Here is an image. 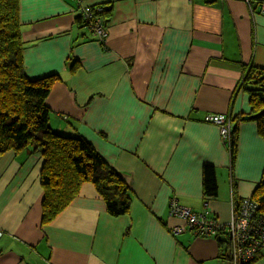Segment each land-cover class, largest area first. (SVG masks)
Wrapping results in <instances>:
<instances>
[{
  "label": "crops",
  "instance_id": "0c3cea01",
  "mask_svg": "<svg viewBox=\"0 0 264 264\" xmlns=\"http://www.w3.org/2000/svg\"><path fill=\"white\" fill-rule=\"evenodd\" d=\"M82 3L111 6L105 45L78 21ZM20 22L27 76L59 77L46 98L52 129L91 142L133 202L112 216L87 182L42 224L44 157L9 150L0 155V264H233L219 253L227 233L173 234L184 220L169 208L174 198L228 223L233 197H252L264 178L255 120L238 123L233 164L219 126L205 121L251 111L241 84L248 68L264 67L256 0H20ZM206 165L215 196L203 191ZM252 264H264V249Z\"/></svg>",
  "mask_w": 264,
  "mask_h": 264
},
{
  "label": "trees",
  "instance_id": "16d2710c",
  "mask_svg": "<svg viewBox=\"0 0 264 264\" xmlns=\"http://www.w3.org/2000/svg\"><path fill=\"white\" fill-rule=\"evenodd\" d=\"M103 6L104 9L97 13L103 17V23L108 28L112 8ZM78 21L86 26L89 24L81 13ZM58 78L54 74L38 79L27 76L20 0H0V155L28 147L33 153L43 155L40 172L44 190L42 224L50 223L64 211L87 182L96 187L109 214H128L132 207L133 191L120 171L83 136L63 135L52 129L51 109L46 104V98ZM241 86L250 96L251 111L247 115L234 117L235 127L230 145L232 164L236 157L237 130L241 120H255L264 138V67L248 68ZM203 191L207 196L218 193L216 172L211 165H206L203 170ZM252 198L259 203V213L264 215V178L256 186ZM230 244L229 235L219 240V253L232 261V249L230 251L228 248ZM263 249L253 260L244 264H252L259 259Z\"/></svg>",
  "mask_w": 264,
  "mask_h": 264
},
{
  "label": "built area",
  "instance_id": "2783aa9c",
  "mask_svg": "<svg viewBox=\"0 0 264 264\" xmlns=\"http://www.w3.org/2000/svg\"><path fill=\"white\" fill-rule=\"evenodd\" d=\"M251 2V0H248ZM255 5V4H254ZM253 5V6H254ZM260 12L264 13V0H256ZM81 14L89 23L87 27L105 45L108 28L104 19L97 12L104 9L103 5L81 4ZM205 121L219 126L224 142L231 145L235 127L234 117L229 113H208ZM259 203L252 197H243L237 202L233 197L232 217L228 223H221L216 218L209 217L205 212H196L189 207L170 200V214L184 220L183 224L171 228L173 234L192 230L199 236H215L221 232L227 233L232 242V263L244 264L253 260L264 248V215L259 213ZM3 234L0 230V236Z\"/></svg>",
  "mask_w": 264,
  "mask_h": 264
},
{
  "label": "rangeland",
  "instance_id": "374dc122",
  "mask_svg": "<svg viewBox=\"0 0 264 264\" xmlns=\"http://www.w3.org/2000/svg\"><path fill=\"white\" fill-rule=\"evenodd\" d=\"M64 135V134H63ZM223 234H225V233H223Z\"/></svg>",
  "mask_w": 264,
  "mask_h": 264
},
{
  "label": "water",
  "instance_id": "95a60500",
  "mask_svg": "<svg viewBox=\"0 0 264 264\" xmlns=\"http://www.w3.org/2000/svg\"><path fill=\"white\" fill-rule=\"evenodd\" d=\"M264 111V110H263Z\"/></svg>",
  "mask_w": 264,
  "mask_h": 264
}]
</instances>
